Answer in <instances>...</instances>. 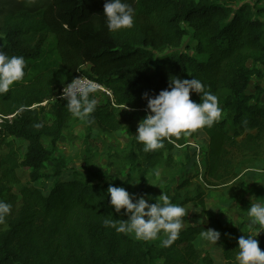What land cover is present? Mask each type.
<instances>
[{
    "label": "trees",
    "instance_id": "1",
    "mask_svg": "<svg viewBox=\"0 0 264 264\" xmlns=\"http://www.w3.org/2000/svg\"><path fill=\"white\" fill-rule=\"evenodd\" d=\"M262 1L126 0L135 8L134 26L113 33L103 12L106 0H36L31 5L0 0V50L26 60L24 80L0 96V144L6 149L0 154V199L12 205L0 225V264H215L195 244L209 228L221 234L217 244L223 264H238V238L247 236L249 222L207 216L205 189L243 187L256 162L262 163L264 174ZM186 37L191 44L184 45ZM77 76L111 94L85 120L89 132L94 125L107 134L117 131L118 109L147 112L144 93L154 98L168 88L171 76L199 79L218 97L224 115L212 127L165 140L164 148L155 152L143 151L132 134L127 177L107 184L104 172L68 168L63 158H53L72 117L66 100L30 109ZM254 78L258 83L249 92ZM190 98L200 102L196 93ZM44 109L50 124L42 120ZM199 131L207 139L200 172L175 182L170 201L200 209L194 217L201 222L183 228L169 247L105 227L106 218H128L109 203V185L145 197L150 170L171 165L172 151L187 146ZM14 141L26 143L22 155ZM19 169L30 171L31 183L21 184ZM131 173L138 176L135 185ZM190 185L193 196L181 192ZM257 240L264 251V231Z\"/></svg>",
    "mask_w": 264,
    "mask_h": 264
},
{
    "label": "clouds",
    "instance_id": "2",
    "mask_svg": "<svg viewBox=\"0 0 264 264\" xmlns=\"http://www.w3.org/2000/svg\"><path fill=\"white\" fill-rule=\"evenodd\" d=\"M36 0H26L29 5ZM107 28L116 33L134 26L135 8L126 0H106L103 6ZM26 60L23 56H9L0 50V96L10 92L15 83L25 78ZM98 85L90 80L77 78L63 88L62 98L67 101L68 111L76 118L88 120L96 110L97 100L90 94L96 93ZM191 93L200 96V102L190 98ZM147 100L148 114L138 122L134 135L138 143L143 145V151L155 152L164 148L165 140L179 139L204 127H212L224 115L219 99L207 86L197 78L182 79L171 76L168 88L161 90L154 98L144 93ZM89 122H91L89 120ZM246 123V121L244 122ZM39 126V125H37ZM109 203L114 211L124 210L126 220L105 219V227L114 228L121 233H133L138 240L155 241L163 235L162 246H171L184 227L183 219L188 210L170 201L166 194L160 195V200L149 203L144 196L129 193L124 187L109 185ZM12 205L0 199V225L11 214ZM249 228L247 236L238 238V264H264V251L255 239L264 231V204L251 203L248 208ZM257 226L259 230H257ZM204 238L216 245L220 232L207 229Z\"/></svg>",
    "mask_w": 264,
    "mask_h": 264
},
{
    "label": "rangeland",
    "instance_id": "3",
    "mask_svg": "<svg viewBox=\"0 0 264 264\" xmlns=\"http://www.w3.org/2000/svg\"><path fill=\"white\" fill-rule=\"evenodd\" d=\"M246 2L253 3V0H246ZM261 6H264V0L261 2ZM260 18L264 20V14H260ZM185 42L184 45L192 43L191 39L187 37ZM257 83V79L254 78L249 87V92H254V85ZM259 86L264 90V79L259 82ZM93 97L97 100V104H103L107 98L106 94L99 90L91 94V98ZM263 101L264 91L260 97V102L263 103ZM45 109L41 117L44 123L50 124L51 116ZM147 114V112L126 108L118 109L116 116L120 128L109 134L101 132L96 125L89 132L85 119L76 118L72 115L56 143L53 158L58 156L63 158L68 168L73 167L80 171L92 169L94 172H104L107 174L104 183L116 184L123 182L129 172L127 152L130 136L136 134L138 122L145 118ZM206 141V136L199 131L194 140H188L187 146L178 147L172 151L173 163L171 165H160L150 170L147 176L149 193L145 196L149 203L159 201L160 195H163L169 187L171 188L169 197H171L173 190L176 188L175 182L180 183L182 180L200 172L198 162L203 158L202 154L206 147ZM13 143L16 148H19L20 155H22L25 152L26 143L21 141H14ZM44 145L50 148L47 139H44ZM5 151L6 149L0 144V154ZM248 173L244 176L245 181L241 188L230 185L217 189H205V211L207 216L229 219L233 224L249 222L248 208L250 204H264V174ZM17 174L21 184L31 183L30 171L19 169ZM131 177L133 184H137L138 176L131 173ZM197 180L194 179L192 182L195 183ZM14 189L18 190V187H14ZM181 192L193 196L194 185L182 189ZM185 208L188 212L183 218L185 220L183 228L201 222L199 218L194 217L200 209L191 204L185 206ZM132 235L134 234L132 233ZM164 238L166 237L161 235L159 239L152 242L160 245L161 240ZM195 244L197 247L208 251L215 264H223L217 242L214 245L207 241L204 236H201L198 237Z\"/></svg>",
    "mask_w": 264,
    "mask_h": 264
},
{
    "label": "built area",
    "instance_id": "4",
    "mask_svg": "<svg viewBox=\"0 0 264 264\" xmlns=\"http://www.w3.org/2000/svg\"><path fill=\"white\" fill-rule=\"evenodd\" d=\"M77 78H81L82 80H90V81H93L85 76H77L75 79ZM94 82V81H93ZM96 83V82H95ZM97 84V83H96ZM98 85V90L105 93L107 96H111L110 92L103 88L102 86H100L99 84ZM62 92H63V88L61 90H59L58 92H56L51 99L49 100H45L44 102L40 103V104H35L33 105L32 107H30V109H36V108H39V107H43V108H48L49 104L52 103L54 100H57V99H63L62 98ZM13 116H9V117H6L7 119H11ZM0 121H1V116H0Z\"/></svg>",
    "mask_w": 264,
    "mask_h": 264
},
{
    "label": "crops",
    "instance_id": "5",
    "mask_svg": "<svg viewBox=\"0 0 264 264\" xmlns=\"http://www.w3.org/2000/svg\"><path fill=\"white\" fill-rule=\"evenodd\" d=\"M261 166H262V163L261 162H256V163H254V165H253V168H255L254 170H253V168H251V169H249L248 170V172H256V173H262V171H261ZM247 172V173H248ZM246 173V174H247ZM248 175H249V173H248ZM262 175H263V173H262ZM245 180V179H244Z\"/></svg>",
    "mask_w": 264,
    "mask_h": 264
}]
</instances>
